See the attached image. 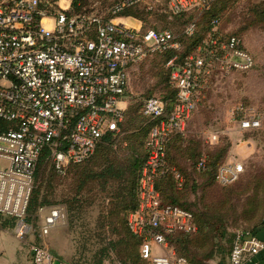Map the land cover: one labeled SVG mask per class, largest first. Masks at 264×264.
Returning a JSON list of instances; mask_svg holds the SVG:
<instances>
[{
	"label": "built area",
	"instance_id": "built-area-1",
	"mask_svg": "<svg viewBox=\"0 0 264 264\" xmlns=\"http://www.w3.org/2000/svg\"><path fill=\"white\" fill-rule=\"evenodd\" d=\"M212 0H169L172 15L209 9ZM74 0H0V214L16 218L14 232L25 239L31 231L26 212L35 187L34 174L44 152L53 168L65 174L89 158L109 133L121 134L123 104L130 96V68L152 55L179 50L169 29H142L92 12L73 10ZM138 0H122L118 14ZM195 31L189 22L186 35ZM168 82L176 92L168 109L159 96L143 100L142 113L153 123L145 141L147 156L138 179V208L127 214L130 230L141 239L139 254L148 264H193L178 256L167 236L194 232L193 214L165 204L155 181L166 172V146L183 134L205 82L214 71L247 72L252 53L238 36H223L214 21L207 40L196 51L167 63ZM264 115L238 106L233 120L242 131L258 129ZM204 159L199 162V167ZM243 165L225 162L217 181L237 179ZM178 182L182 181L174 171ZM43 211V209H41ZM65 220L62 207L43 218L40 236ZM31 264H71L56 256L46 242L31 245ZM264 249L250 230H238L228 264H249Z\"/></svg>",
	"mask_w": 264,
	"mask_h": 264
},
{
	"label": "rangeland",
	"instance_id": "rangeland-1",
	"mask_svg": "<svg viewBox=\"0 0 264 264\" xmlns=\"http://www.w3.org/2000/svg\"><path fill=\"white\" fill-rule=\"evenodd\" d=\"M119 1L122 0H76L77 6L73 4V10L78 8L77 11H88L107 18L113 15L111 10ZM168 1L138 0L133 6L137 13L133 17L139 20L142 29H170L179 36L186 21L169 17L166 13ZM220 1L225 7L221 14V30L226 36L233 34L242 39L255 59V66L247 72H212L185 132L173 143L171 152L172 167L180 171L186 180L184 191L179 192L182 202L201 214V219L215 223L206 246H189L190 254L205 264L224 261L225 253L231 248L233 233L251 224L252 217H245L244 214L246 198L261 201L264 197V119L260 128L248 131L240 130L233 120L234 111L240 105L264 115V0ZM161 56L152 55L130 68L131 91L124 108L125 112L132 108L130 120L138 124V136L132 141V145L137 143L139 146L137 149L128 146L127 135L132 130L123 123L119 139L108 144L110 149L103 158L94 157L81 165H71L61 175L55 172L49 153H45L38 163L35 189L40 191L39 201L46 204L37 208L30 224L38 230L49 209L62 207L65 220L52 228V234L40 236L39 242H46L54 253L68 262L139 264L130 256L134 248L139 250V247L134 246L125 233L121 222L124 213L119 212L123 204L119 206L121 201H108L106 198L108 190L119 189L120 181H103L89 175L82 189L85 201H80L81 207L69 211L68 202H72L70 199L76 195L79 182L84 178L76 171L91 167L103 169L102 165H128L132 153L140 155L141 149L145 148L149 118L142 113L143 100L171 94L167 87L169 70L165 57ZM236 140L252 144V151L249 154L238 152L236 157H230ZM226 146L228 151L223 162L236 161L244 166V172L229 190L210 180L198 168L200 159ZM232 189L235 192L228 197L227 191ZM227 197L229 201L224 202ZM210 253L215 257L210 259Z\"/></svg>",
	"mask_w": 264,
	"mask_h": 264
},
{
	"label": "trees",
	"instance_id": "trees-1",
	"mask_svg": "<svg viewBox=\"0 0 264 264\" xmlns=\"http://www.w3.org/2000/svg\"><path fill=\"white\" fill-rule=\"evenodd\" d=\"M221 3L222 2L220 0H212L209 9L202 13L189 11V12H184V13L177 14V15H172L166 12L169 15V17H171L172 20L186 21V25L189 22H192V21L195 22V31L192 35L189 36L184 33V29H183L182 33H180L179 36H176L174 32L171 30L173 34L175 35L176 40L180 43V49L179 50L171 49L165 53H159V55H162L161 57H165V61H164L165 63H167V61L173 56H177L178 61H181L183 60L184 57L190 54H193L196 51L197 45L201 44V42L204 41L205 36L211 33L214 21H217L219 23V31L223 34V36H226L224 32L221 30V14L223 13V10L225 8L223 5H221ZM73 4L74 6H77L76 0H74ZM133 6L135 5L126 7L123 11H121L120 13L116 15L112 13L113 15H111V17H107V18L102 17V16L101 17L103 21H108L110 20V18L112 19L113 17L118 16V15L119 16L120 15H131V16L136 15L137 13L135 10H133ZM76 9L78 10V8ZM77 12H83V11H77ZM96 15H99V14H96ZM168 77H169V73H168ZM167 87H169L171 94L162 95L159 97L166 102L167 108L170 109L173 107V104L176 98V92L170 86L168 80H167ZM131 114H132V108H129L126 112H124V120L121 125L123 126V123H124V125H126L129 130H132V132H130L127 135V140H129L128 146H132L135 149H137L139 146L137 145V143L132 145V141L134 138H136V136H138L136 134L138 124L136 122L135 123L131 122L130 120ZM152 123L153 122L151 120L149 121L148 119V124L146 126L147 133H149ZM119 136L120 135L114 136L111 133L106 135L104 139L102 140V142L97 147V149L95 150V152L83 162L76 164V166L81 165L94 157L103 158L105 152H108V150L110 149L108 144L110 142L115 143L119 139ZM180 136H182L181 133H175L170 138L169 142L167 143L166 156H165V160L167 163L166 172L156 179L155 188L160 193L162 200L165 204L176 205L185 210L190 211L193 214L194 224L196 226V230L194 232H189V233L175 232V233L168 235L167 240L169 242V245L175 250L178 256L185 257L188 261L192 262L193 264H205V263L198 262L196 258L190 254L189 246L190 245H195L198 247L206 246V243L210 239V235L213 233L215 229L213 226L215 223L210 224L209 221L201 219V214H199L196 211L195 212L192 211V209H190L189 206H187L184 202H182L183 198L179 196L180 195L179 192L184 191L186 187V180L180 171L172 167L173 162L171 161L172 159L171 152L173 148V143ZM227 151H228V147L226 146V148H223V149L219 148L214 153H209L205 158H203L204 159L203 166L202 167L198 166V168H199V171L207 174L210 180H212L213 182L215 181L219 186L228 188L229 190L232 188L231 186L239 180L240 176L244 172V166H243V171L238 175L236 180H234L233 182L227 185H221L217 181V175H218V171L220 167L225 163L223 161L227 155ZM45 153H48V152H44L42 157H44ZM132 154L133 155H131V160L129 161L128 165L127 164H125L124 166L123 164H119V166L118 165L117 166L116 165H102L104 166L103 169H101L100 167H91L89 169L76 171L77 174L84 175V178L83 180L79 182L77 192L75 193L76 195L70 199V201L72 202L71 203L68 202V205H69L68 210L73 211V210L79 209L81 207L80 201H85V199H83L82 197V189H83V186L87 184V181H85V179L89 175L90 177H94L95 179L99 178V180L102 179L103 181H108L109 179H112L113 182L115 180L120 181L121 184L119 185V189L108 190L106 198L108 199V201H121L119 206L123 204L122 205L123 208L119 210V212L121 211L124 213V217L121 220V222L124 225L125 233L128 236H130V239H132L134 246H137L138 248L140 247L141 239L138 236H136L134 233H132V231L130 230L128 226V222H127V214L132 211H135L138 208V197H137L138 179L140 176L141 169L144 165L147 152L145 148L144 149L142 148L140 151V155L136 153H132ZM174 171H176L177 173L181 175L182 177L181 182H178V180L175 179ZM38 175H39V171L36 170L34 174L35 181ZM232 192H235V191L233 189L230 191H227L228 197L231 195ZM39 194H40V191L36 190L34 187L32 196L28 204L26 217H25L26 221L31 226L30 233L35 235L34 243H37V244L41 243L39 242L40 228L37 230V228L34 227L35 225L33 226L32 224H30L31 223L30 221L33 220L31 217H33L34 213L37 211V208L40 205L46 204L45 201H39ZM228 197H227L228 200H225L224 202L229 201ZM263 206H264V197L263 199H261V201H251L249 200V197H247L244 214H245V217H247V215L252 217V222H250L251 224H248L246 228L238 229V230H253L252 228H250V226L254 224L257 221V219L260 217L261 212L263 210ZM218 212H219V209H218ZM15 223H16V218L5 217L0 214V227H12L15 225ZM238 230H236L233 233L232 238H231V248L229 251L225 253L226 257L224 261H221L219 264H228V260H229V256H230V253L233 247L235 235ZM193 238H196V239H193ZM54 254L62 258L56 253ZM130 256L134 257L136 259L135 262H138L139 264H148L147 261H145L144 259L140 257L139 250L136 249V247L134 248V251L130 253ZM208 256H210L209 257L210 259L215 257L214 254L212 253H210ZM70 263L75 264L72 262Z\"/></svg>",
	"mask_w": 264,
	"mask_h": 264
},
{
	"label": "crops",
	"instance_id": "crops-1",
	"mask_svg": "<svg viewBox=\"0 0 264 264\" xmlns=\"http://www.w3.org/2000/svg\"><path fill=\"white\" fill-rule=\"evenodd\" d=\"M112 20L115 22H123L135 28H140L142 26L139 20L131 15L115 16ZM210 34L211 33H209L204 40H207ZM128 102L127 99L123 106L126 107ZM231 149L230 157H236L239 155L238 152L243 151L246 152V154L247 152L249 154L252 151V144L246 141L236 140ZM14 226L0 227V264H31L30 248L35 242V235L29 233L25 239H19L15 235ZM250 228L253 229L250 230L253 234L264 241V206L260 217L250 226ZM52 232V229H50L48 234L50 235ZM249 264H264V249L260 251V253L257 254Z\"/></svg>",
	"mask_w": 264,
	"mask_h": 264
}]
</instances>
